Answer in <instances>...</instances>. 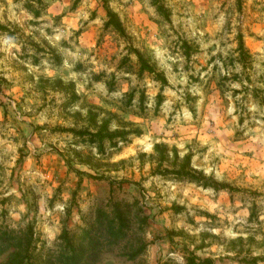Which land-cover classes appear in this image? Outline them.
Segmentation results:
<instances>
[{
    "label": "rangeland",
    "instance_id": "374dc122",
    "mask_svg": "<svg viewBox=\"0 0 264 264\" xmlns=\"http://www.w3.org/2000/svg\"><path fill=\"white\" fill-rule=\"evenodd\" d=\"M0 23V225L43 257L91 231L79 264H264V0H0ZM187 155L227 188L174 174Z\"/></svg>",
    "mask_w": 264,
    "mask_h": 264
},
{
    "label": "trees",
    "instance_id": "16d2710c",
    "mask_svg": "<svg viewBox=\"0 0 264 264\" xmlns=\"http://www.w3.org/2000/svg\"><path fill=\"white\" fill-rule=\"evenodd\" d=\"M158 10L162 12L163 7L158 5L156 1ZM104 8L107 14L106 26L112 27L120 33H124V27L118 18L116 12L112 10L109 4L104 1ZM6 31V27L0 23V31ZM241 53L242 55L246 54L245 44L243 37L241 36ZM143 64V69L148 70L149 72H154V69L147 65ZM162 81L165 83L166 80L164 77H161ZM79 135L84 136L85 133H78ZM91 142H98L100 147H103V143L106 140L112 141L116 136L113 133L108 131L107 123L103 124L99 131L96 133H89ZM168 147L156 145V151L159 153L160 158L165 159L166 151ZM175 158L179 159V154L176 148L173 149ZM192 156H185L182 163L178 166L177 169L172 170L181 179H187L191 182L197 183L203 187H211L214 189H224L227 188L225 185H221L216 181L207 178L204 173L198 172L197 170L191 167ZM166 172L169 170L166 169ZM5 203V199H0V205ZM182 210V209H179ZM1 216L5 217L7 214L6 209L0 210ZM91 231L84 233V240L89 239ZM63 238V237H61ZM83 240V242H84ZM68 244L69 250L61 251L57 256H46L43 257L42 254L38 253V244L35 239L33 228L30 224H27L24 228L13 229L8 225H0V264H79L82 261L84 250L82 248V243H79L75 246L70 240H65ZM189 264H214L212 259H205L197 262V259L191 258Z\"/></svg>",
    "mask_w": 264,
    "mask_h": 264
}]
</instances>
